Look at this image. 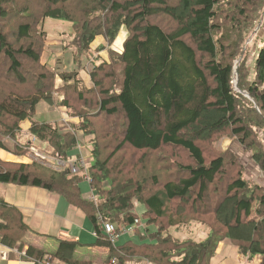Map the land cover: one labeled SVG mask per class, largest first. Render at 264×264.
I'll return each mask as SVG.
<instances>
[{"label":"trees","instance_id":"16d2710c","mask_svg":"<svg viewBox=\"0 0 264 264\" xmlns=\"http://www.w3.org/2000/svg\"><path fill=\"white\" fill-rule=\"evenodd\" d=\"M263 12L264 0H0V135L15 140L29 121V135L64 161L77 149V132L92 137L95 200L82 197L81 175L36 163L0 160V183L43 188L81 209L95 246L109 249L107 263L210 264L228 239L241 256L264 264L263 190L244 179L230 152L211 146L226 135L264 172V41L252 74L244 48ZM46 19L71 25L73 40L63 49L72 51L78 69L59 75L42 62ZM122 27L128 36L117 52L111 45ZM99 36L108 61L96 65L87 87L79 73ZM55 78L63 82L59 89ZM40 102L64 107L79 123L61 133L55 124L34 121ZM15 148L27 154L28 147ZM164 149L186 153L188 162L173 159V152L157 156ZM0 206V243L20 250L28 228L15 209ZM136 221L145 228V234L134 231L138 243L114 246L104 235L103 222L120 232ZM193 223L206 230L204 240L173 235ZM79 246L59 241L53 253L31 246L25 256L35 264H89L75 258Z\"/></svg>","mask_w":264,"mask_h":264},{"label":"crops","instance_id":"0c3cea01","mask_svg":"<svg viewBox=\"0 0 264 264\" xmlns=\"http://www.w3.org/2000/svg\"><path fill=\"white\" fill-rule=\"evenodd\" d=\"M100 38L101 39L96 40V45L105 44L104 39L102 37ZM104 54H107L106 51ZM49 55L50 54H48L46 61L42 59L44 64L47 63ZM102 56L103 55H101V57ZM87 73L86 69H82L79 76L84 81L85 85L90 87L91 81ZM62 86L63 82L57 79L55 89H59ZM57 96L58 95H56V97ZM61 99L62 97H60V100ZM40 104L44 106L42 108V113L46 115L47 119L44 122H39V120H37V109ZM38 106L34 121L38 123L55 124L61 133L72 131V127L79 123L78 118H71L67 115L64 107L49 106L45 102H40ZM30 127L31 124L29 121L23 122L20 125V130L15 140L11 138L1 139L0 137V143L4 146V148L0 147V160L7 163H29L23 156L15 153V145L19 148L31 146L29 140ZM37 143L40 149L36 147ZM36 144L34 146L37 150L44 152L50 151L48 146L46 149L43 148V143L36 142ZM71 157H82L83 160L87 162V158L90 157L89 150L86 151L85 147H80L78 145L77 149L71 154ZM83 181L86 182L85 180ZM86 184L90 189L91 196L93 193L90 184L88 182H86ZM83 198L85 199V197ZM0 202H3L7 207L15 209L21 215L23 223L28 228V232L25 235L24 243L20 250L18 246L9 248L0 243V264H35L34 260L25 256L29 247L32 246L47 253H53L57 249L59 241L78 242L80 246L77 249L91 252L92 255L97 258L99 264H102V262L107 259L109 249L95 246L97 238L93 226L85 213L81 209L68 204L66 200L57 193L39 187L0 183ZM1 213L2 209L0 206V215ZM173 235L178 239H190L200 242L207 237V232L199 224L193 223L185 229H176ZM189 237L194 238L192 239ZM126 241L115 246H120ZM43 242H53V244L49 243L53 245V247L55 245L53 251L48 252L45 248H42L41 243ZM135 242L138 243V241ZM80 261L93 264L91 260L85 258H81ZM49 263L62 264L57 260H49ZM37 264H42V262H38ZM108 264H111V262ZM210 264H260V258L256 256L249 259L248 257L241 256L238 252V248L235 247L230 240L224 239L217 245L215 254L210 260Z\"/></svg>","mask_w":264,"mask_h":264},{"label":"rangeland","instance_id":"374dc122","mask_svg":"<svg viewBox=\"0 0 264 264\" xmlns=\"http://www.w3.org/2000/svg\"><path fill=\"white\" fill-rule=\"evenodd\" d=\"M70 26L71 25L69 23L63 20H54V19H46L43 25L44 31L48 33V38L46 41V49H45L42 59L43 61H46L48 54H50L47 59V65L49 68L54 69L56 73L59 75L65 72H68L70 70H74L75 68L78 69V67L74 65L72 51L63 49V47H66V46L68 47V43L73 40V37L72 36L70 37V35L68 34V30ZM252 30L253 32L248 36L245 47H244L245 51L248 53V56H249L246 64L251 74L253 72L254 59L259 49L262 47V44L264 41V12L261 17L257 18V23L254 24ZM127 36H128L127 29L125 27H122L120 29V32L117 38L111 45V48H114L115 51L117 52H121L123 48L124 40H126L125 38H127ZM97 39H101L100 36L98 38H95L94 42L90 45L91 49L93 50V55L90 54L89 57L84 58L83 63H82L83 65L82 69L83 70L86 69V71L88 72L87 73L88 76H90V73L97 67L96 65H99L101 63V60L105 62L108 61L107 54L106 55L104 54L105 50L99 49L101 47H107V43L105 42V44L96 45ZM100 53L101 55H103L102 57ZM97 57H100V59H98ZM57 79L59 78L54 79V84H53L54 87L56 85ZM51 93H53V89L50 90V94ZM43 107H44L43 104H40L37 109V120H39V122H44L47 120L46 115L42 113ZM0 137L1 139H7V137H4L2 135H0ZM91 139L92 137L85 136L83 132L76 133V141H78V145L80 147H85L86 151H88L92 147L90 145ZM29 140H30V145L33 146L34 148H35L34 145L36 144V142H40L34 136H31V135L29 136ZM259 142L262 143V145L264 146V135H262L261 133L259 134ZM36 145H37L36 147H39L38 143ZM211 146L216 151H218L216 153L230 152L237 159L239 165L241 166L244 179H246L251 185H257L259 188L263 190V193H264V172L261 171L259 167L255 164V162L252 160L251 153L245 151L236 140H233L226 135L221 136L215 141H213ZM46 147L47 145L44 144L43 148L46 149ZM40 152L43 154H46V153L49 154L51 153V150L47 152H44V151H40ZM172 152H173V155H176V157H172L173 159H176L183 163L188 162V158H187L188 155L184 152H180L179 150H177V153L175 154L174 150L164 149L162 152L157 153V156H159V154L164 155V156H170ZM128 155H129V149H127L125 153L126 157ZM138 155H141V153H138L136 155L133 153V156H138ZM92 163H93L92 158L88 157L87 166L91 165ZM223 182H226V178H224ZM104 185L105 187H107L106 183ZM79 186H80L81 195L85 197V199H90L91 197L90 189L88 185L86 184V182L82 180L79 183ZM220 188H222V186H220ZM135 211L139 215L143 212L140 206H136ZM141 223L144 224L143 221H141ZM129 227H132L133 231L120 235L119 238L116 240V243H117L116 245L123 243L124 241L128 239L132 240L133 242L139 241V233L145 234V228L143 226H137L135 224L128 226L122 230L124 231ZM136 229H138L139 231V233L137 234L134 233ZM149 230L154 231V227L149 226ZM25 234L26 233H24V236ZM189 238L193 239L194 237H189ZM49 243L53 244V242H43L41 243L42 244L41 246L42 248H45L46 251L51 252L53 251L55 245L53 247V245H50ZM75 258L77 260H80L81 258H85V259L91 260L93 264H99L97 261V258L94 255H92L91 252H87L85 250L77 249L75 253ZM128 260L129 261H127L125 264H150L144 259L133 258V259H128ZM110 262L111 264H117V262L114 260ZM103 263L108 264L106 260L102 262V264Z\"/></svg>","mask_w":264,"mask_h":264},{"label":"built area","instance_id":"2783aa9c","mask_svg":"<svg viewBox=\"0 0 264 264\" xmlns=\"http://www.w3.org/2000/svg\"><path fill=\"white\" fill-rule=\"evenodd\" d=\"M27 154L23 156L29 163H37L44 168L53 171V172H62L69 171L72 175H81L83 179L91 183V179L89 177V173L87 172V165L83 161V158L71 157L68 161L61 160L59 158L51 157L49 155H45L33 146L27 148ZM93 193V191H92ZM91 200H95L94 194H91ZM139 222L136 221L135 225H138ZM104 235L111 242H115L119 238V233L116 231L115 227L111 223L103 222L102 223ZM133 228L129 227L124 230V233L132 232ZM45 264H50L48 261Z\"/></svg>","mask_w":264,"mask_h":264},{"label":"bare ground","instance_id":"6f19581e","mask_svg":"<svg viewBox=\"0 0 264 264\" xmlns=\"http://www.w3.org/2000/svg\"><path fill=\"white\" fill-rule=\"evenodd\" d=\"M40 152V151H39ZM45 155H49V154H45ZM50 156V155H49ZM52 157V156H51ZM68 161V160H67ZM84 162H85V160H83ZM37 164V163H36ZM85 164L87 165V162H85ZM43 167V166H42ZM88 169H89V167L87 166V172H88ZM117 231V230H116ZM119 233V236L120 235H122V234H126V233H124V231L122 230V231H120V232H118ZM110 241V240H109ZM110 243L112 244V245H116V241L115 242H111L110 241Z\"/></svg>","mask_w":264,"mask_h":264},{"label":"water","instance_id":"95a60500","mask_svg":"<svg viewBox=\"0 0 264 264\" xmlns=\"http://www.w3.org/2000/svg\"><path fill=\"white\" fill-rule=\"evenodd\" d=\"M235 84H236V81H235Z\"/></svg>","mask_w":264,"mask_h":264}]
</instances>
